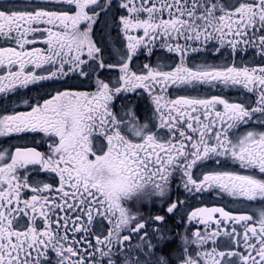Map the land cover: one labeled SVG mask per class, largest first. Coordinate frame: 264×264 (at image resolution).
Listing matches in <instances>:
<instances>
[{"label": "snow or ice", "instance_id": "snow-or-ice-1", "mask_svg": "<svg viewBox=\"0 0 264 264\" xmlns=\"http://www.w3.org/2000/svg\"><path fill=\"white\" fill-rule=\"evenodd\" d=\"M0 264H264V0H0Z\"/></svg>", "mask_w": 264, "mask_h": 264}, {"label": "flooded vegetation", "instance_id": "flooded-vegetation-1", "mask_svg": "<svg viewBox=\"0 0 264 264\" xmlns=\"http://www.w3.org/2000/svg\"><path fill=\"white\" fill-rule=\"evenodd\" d=\"M102 179H98L97 183L101 185V191H104L106 198L115 197L114 203L126 209L129 203H137L135 200H129L123 195V183L125 176L120 172V165L116 161L115 153L112 155L111 162H106L100 170Z\"/></svg>", "mask_w": 264, "mask_h": 264}, {"label": "clouds", "instance_id": "clouds-1", "mask_svg": "<svg viewBox=\"0 0 264 264\" xmlns=\"http://www.w3.org/2000/svg\"><path fill=\"white\" fill-rule=\"evenodd\" d=\"M102 178H103L102 175L98 174L97 179H102Z\"/></svg>", "mask_w": 264, "mask_h": 264}]
</instances>
